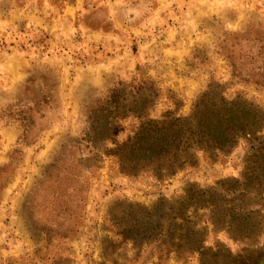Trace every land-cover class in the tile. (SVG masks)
<instances>
[{"label":"rangeland","instance_id":"1","mask_svg":"<svg viewBox=\"0 0 264 264\" xmlns=\"http://www.w3.org/2000/svg\"><path fill=\"white\" fill-rule=\"evenodd\" d=\"M207 91L250 134L166 176ZM0 264H264V0H0Z\"/></svg>","mask_w":264,"mask_h":264},{"label":"flooded vegetation","instance_id":"2","mask_svg":"<svg viewBox=\"0 0 264 264\" xmlns=\"http://www.w3.org/2000/svg\"><path fill=\"white\" fill-rule=\"evenodd\" d=\"M209 93H211V92H209V91L204 92L202 95H200L198 97L197 101L194 104V108L192 109L191 113L189 115H187V117H183V118L179 117V119H177V121H179V122L187 121L188 123H190L191 130H185V129H182V128L178 129L176 127V129H178V131L174 132L175 128L173 129V134H172L173 140H171L172 142L170 144V146H173V147H172V149H170V147L167 148V149H163L164 151H162V153L160 154V155H162L161 158L164 159V164L159 166V167L157 166L160 171L165 172L166 171L165 164L171 166L172 162L176 161V160L173 161V158L175 156H178V159H177V161L175 163H179V168L178 169H181L183 166H185L187 164V161H188L187 158H190V155H189L190 153H188V151L190 152L191 150L194 149L195 151L196 150H200L202 152L205 151V152H213V153H215V152H224L225 153V152H227L228 150H230L231 148H233L235 146L236 141L241 136L250 134V132H246V133L243 132V129H240V127H238V129L235 132L230 133V142L225 147H216L214 145V146L209 147V148H200L196 144L195 145L191 144L188 147H185V145H187V143L190 141L191 137L195 136V138H196L197 137L196 136L197 133H200V131L204 130V126L200 125V121H201V117H200L201 113H200V111L203 109V107L205 105H207V104H211V106H218V105L221 106V102H222L221 99H223V98L227 99L226 96L215 93V94L218 95V97L215 100L216 95L213 94V96H211V94H209ZM212 93H214V92H212ZM207 97H210L212 99H208ZM227 100L228 101H235L237 103L236 105H239L238 104L239 102L237 101V99H232V100L227 99ZM197 104H199V107H196ZM236 112H237V110L235 111V113ZM185 131H187V132H185ZM180 133L182 135L185 133L187 135V137L188 136L189 137L188 138L186 137L185 141H183L181 143V147L176 148L175 143H177V141L180 140V138H179ZM204 136L207 137L206 134H204ZM208 136H210V134H208ZM156 157H159V156L156 155ZM175 170L176 169H172L171 171H166V176L174 175L176 173ZM170 182H172L173 185H167ZM174 182H178V181L177 180L173 181L171 178L169 179V181L168 180L159 181L157 183L158 185H156V187H158V190H156V191H158V192H162L163 191L165 193L168 192V191L172 192L174 190V187L176 186V184ZM219 184H220V182H219ZM149 187H151V186L149 185ZM191 188H193V186ZM218 188L213 187V189H218ZM187 191H188V188L186 187L184 189V193H186ZM202 191L204 192L203 194L200 193L202 196L205 193L208 192L207 189H204ZM138 193L140 194V196L138 195V197L140 199H142L144 201H148V202H150V201L156 199L158 196L162 195V194H156V193L152 194L153 192H150V194H147L146 188L139 189ZM165 201H167V199L160 198L155 203V205H158V203L159 204H163V202H165ZM210 206H214V205H212L210 203ZM183 210H184V205L175 214V220L183 218ZM247 211H248V209H244L243 208V209H241L239 214H243L244 216H246L247 213L251 214V212H247ZM243 212H247V213H243ZM246 219H248V217ZM232 224H233V221L231 219L229 221H227V226L228 227H231ZM231 237L234 238L232 235H231ZM180 239H181L180 240V244L185 246L186 251L189 252V253H191V252L203 253V251L206 249L205 245H204V241L201 240V239H199L197 244H195V243L188 244L187 242H185V240H186L185 235H182L180 237ZM175 240L177 241V238Z\"/></svg>","mask_w":264,"mask_h":264},{"label":"trees","instance_id":"3","mask_svg":"<svg viewBox=\"0 0 264 264\" xmlns=\"http://www.w3.org/2000/svg\"><path fill=\"white\" fill-rule=\"evenodd\" d=\"M221 100V106H211V104H207L203 107V109L200 111V125L204 126V130L200 131V133H197L196 138L195 136L191 137L190 141L187 143V145H185V147H188L191 144H196L200 148H209L214 145L216 147H225L228 145L230 142V133L235 132L238 129L237 126L242 125L244 121L237 120L236 118L235 111L238 108L235 107L237 104L235 101H228L224 98ZM196 107H199V104H197ZM189 125L190 123L184 121L179 123L180 127L177 128L184 129L189 127ZM178 129L175 128L174 132H177ZM185 130H191V128ZM172 134L173 131L170 135H162L160 137L154 138L155 140L153 145L155 146L158 155L164 151L163 149L170 147V144H165V141L163 140H165L167 137H170ZM204 134H206L207 137H205ZM208 134H210V136H208ZM183 141L185 140L181 139L180 137V140L175 143L176 148L181 147V143ZM177 159L178 156H175L173 161H177Z\"/></svg>","mask_w":264,"mask_h":264}]
</instances>
